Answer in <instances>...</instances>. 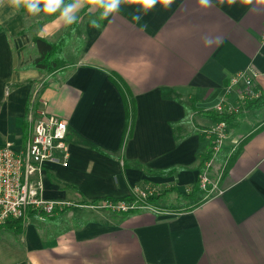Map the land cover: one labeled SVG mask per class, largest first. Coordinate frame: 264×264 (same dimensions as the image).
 I'll return each mask as SVG.
<instances>
[{"label":"crops","instance_id":"0c3cea01","mask_svg":"<svg viewBox=\"0 0 264 264\" xmlns=\"http://www.w3.org/2000/svg\"><path fill=\"white\" fill-rule=\"evenodd\" d=\"M83 3L66 26L59 12L32 15L0 0V147L24 145L33 106L65 119L68 164L44 163V197L75 202L46 220L28 216L20 231L7 227L11 235L1 227L0 264H264V105L245 108L244 82L227 93L231 77L248 71L264 95V0H214L208 9L174 0L138 22L139 0H122L109 17L92 0ZM63 35L68 67L53 75L26 67L39 55L35 37ZM113 72L134 96L129 136ZM225 99L243 111L227 121L210 170L216 188L191 194ZM141 192L155 196L147 202L158 211L89 207L138 201Z\"/></svg>","mask_w":264,"mask_h":264},{"label":"built area","instance_id":"2783aa9c","mask_svg":"<svg viewBox=\"0 0 264 264\" xmlns=\"http://www.w3.org/2000/svg\"><path fill=\"white\" fill-rule=\"evenodd\" d=\"M254 74L248 71L239 72L231 77L227 86L230 93L241 82L244 87L239 90V96L244 103L257 99L262 95L253 87ZM220 113H235L240 109L226 104V99L216 106ZM33 126L31 134L22 146L7 142L0 147V228L10 219H22L35 211L40 219L46 220L57 210L69 208L75 202L65 200H49L44 198V163L47 161L68 164L69 146L67 144L68 122L46 110L37 111V117L30 118ZM227 121H219L207 132L212 136L213 143L210 156L204 161L200 175L199 186L208 195L216 188L217 183L211 177V168L219 156L224 139L227 135ZM140 200L119 202L102 200L91 203L89 207L97 210H113L130 212L138 209L158 211L147 202L149 193L141 192Z\"/></svg>","mask_w":264,"mask_h":264},{"label":"trees","instance_id":"16d2710c","mask_svg":"<svg viewBox=\"0 0 264 264\" xmlns=\"http://www.w3.org/2000/svg\"><path fill=\"white\" fill-rule=\"evenodd\" d=\"M70 36L69 35H63L58 41L56 42H51L50 40L43 38V37H35L34 41L35 44L38 48L39 55L32 61L30 62L26 67L27 68H34L42 71H46L48 74L53 75L56 74L60 71H63L66 67L69 66V62L67 58L65 57V49L69 43ZM110 79L117 85L119 88L123 98L124 102L126 104V110H127V117H128V122H127V130H128V136L132 132L135 118H136V105H135V100L132 92L130 91L128 85L126 82L123 80L121 76H119L116 73H111L110 74ZM262 105H264V95H261L257 99H253L247 102L245 105L246 109H255L259 108ZM243 110H240L235 113H220V112H215L217 116H219L218 120L220 121H230V119L235 118L239 113H241ZM215 114V115H216ZM28 123H26L27 126ZM27 133V131H26ZM248 138L244 139L241 144H243L244 141H246ZM238 154V151H235L232 153L230 156H226L223 160V166L222 170L225 173L229 167L233 164L235 161V158ZM200 189L199 182L193 186V192H196ZM154 195H150L147 198V201H153L154 200ZM134 198H129L128 200H133ZM199 202H196L192 206H176L174 209L175 210H188L193 206H196ZM33 214L38 215L35 211L29 212V216H32ZM25 218L22 219H10L7 221V223L4 226L6 227H15L18 231L22 229V224L24 222Z\"/></svg>","mask_w":264,"mask_h":264},{"label":"clouds","instance_id":"9594fccd","mask_svg":"<svg viewBox=\"0 0 264 264\" xmlns=\"http://www.w3.org/2000/svg\"><path fill=\"white\" fill-rule=\"evenodd\" d=\"M92 2L103 10L101 14L104 17L119 13L122 4V0H92ZM139 2L141 7L137 10V14L133 16V20L137 22L142 19L141 13L147 14L158 4L164 10H167L174 3V0H139ZM12 3L15 8L23 6L32 15L39 14L42 11L50 15L59 12V19L66 26H71L78 21V13L84 6L83 0H43V3H41V0H12ZM197 4L202 9H208L214 6V0H197ZM90 24L95 29L101 27L95 19L91 20ZM204 43L205 46H210L213 40L205 38Z\"/></svg>","mask_w":264,"mask_h":264},{"label":"rangeland","instance_id":"374dc122","mask_svg":"<svg viewBox=\"0 0 264 264\" xmlns=\"http://www.w3.org/2000/svg\"><path fill=\"white\" fill-rule=\"evenodd\" d=\"M34 31V30H33ZM79 45H80V43H78ZM36 100V99H35ZM34 107V108H33ZM32 108H31V110H33V111H31V114H32V117H34V118H36L37 117V110L35 109V107L36 106H33ZM30 118V117H29ZM220 155V154H219ZM220 160H223V157H221V159ZM48 162H50V161H48ZM44 189H45V185H44ZM43 196H44V191H43ZM45 198V197H44ZM71 201V200H70ZM72 202V201H71ZM38 217L37 216H32V217H29L28 218V221H33V220H38L37 219ZM49 218V217H48ZM7 231L8 232V234L9 235H11L10 234V232H13V230L12 229H10V228H7V227H5L4 228V231Z\"/></svg>","mask_w":264,"mask_h":264}]
</instances>
